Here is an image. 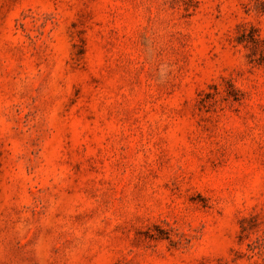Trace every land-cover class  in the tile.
<instances>
[{"label":"rangeland","instance_id":"rangeland-1","mask_svg":"<svg viewBox=\"0 0 264 264\" xmlns=\"http://www.w3.org/2000/svg\"><path fill=\"white\" fill-rule=\"evenodd\" d=\"M0 264H264V0H0Z\"/></svg>","mask_w":264,"mask_h":264}]
</instances>
